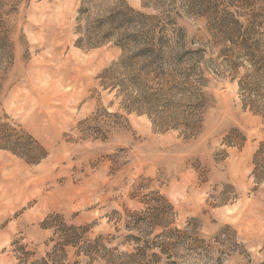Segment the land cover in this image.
Segmentation results:
<instances>
[{"label": "rangeland", "instance_id": "rangeland-1", "mask_svg": "<svg viewBox=\"0 0 264 264\" xmlns=\"http://www.w3.org/2000/svg\"><path fill=\"white\" fill-rule=\"evenodd\" d=\"M0 264H264V0H0Z\"/></svg>", "mask_w": 264, "mask_h": 264}]
</instances>
